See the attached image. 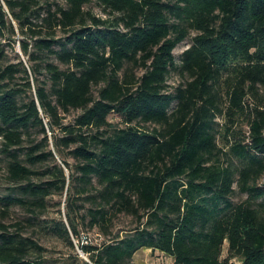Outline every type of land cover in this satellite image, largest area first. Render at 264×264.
<instances>
[{"label":"trees","instance_id":"1","mask_svg":"<svg viewBox=\"0 0 264 264\" xmlns=\"http://www.w3.org/2000/svg\"><path fill=\"white\" fill-rule=\"evenodd\" d=\"M63 1L0 0V35L13 37L17 28L30 37L20 49L33 62L0 66L1 151L20 190L0 201L35 213L49 196L66 193V222L54 223L53 232L73 248L76 239L87 257L76 253L59 264H135L142 248L160 250L176 264H223L225 241L230 257L264 264V95L247 105L264 88V0ZM93 1L106 18L85 9ZM191 30L196 34L177 64L173 51ZM51 55L58 63L48 61ZM130 66L143 74L136 78ZM172 71L189 79L170 91ZM72 109L81 114L65 124L61 113ZM111 113L121 126L109 120ZM242 115L247 133L238 127ZM35 127L43 138L22 159L17 148ZM66 150L76 170L62 157ZM48 160L56 162L48 179L31 181L32 167ZM234 184L245 200H230ZM83 201L91 207L80 214ZM120 213L138 225L100 245L81 239L78 215L105 232ZM22 227L0 222V264H46V248L17 231Z\"/></svg>","mask_w":264,"mask_h":264},{"label":"rangeland","instance_id":"2","mask_svg":"<svg viewBox=\"0 0 264 264\" xmlns=\"http://www.w3.org/2000/svg\"><path fill=\"white\" fill-rule=\"evenodd\" d=\"M59 5H64L63 0H54ZM86 10H90L97 16H101L103 18L107 17V14L103 10V7L98 3L93 1L85 7ZM16 35L11 37L10 33L6 32L3 35H0V42L3 48V57L0 58V66H5L10 63H17L19 61H23L25 65L33 64V62L28 61V56H24L20 49V40L26 39L31 42V38L27 36L20 35L18 29L16 28ZM61 33L59 32L58 35ZM196 34L195 31L191 30L186 38L180 42L176 48L174 49V57L177 64L181 63L182 53L186 50L192 43V38ZM57 48V46H56ZM30 50L33 51V47L30 46ZM48 61H52L54 63H58V60L54 55H51L47 58ZM28 61V62H27ZM62 69H65L66 66L61 65ZM129 72L133 73L136 78L140 77L144 70L140 67H129ZM39 78L42 81H46V88H49L50 81L48 80L46 74L44 72L39 74ZM226 78V74H224L220 86L223 88V92L226 90V82L224 79ZM189 79L188 76L181 74L179 71H172L168 77L167 83L169 84V90H173L180 84H183L185 81ZM17 83L22 85L24 80L22 79V73L18 74ZM101 85L93 87V93L97 96L98 90ZM34 89V88H33ZM30 92L23 93L22 97L24 101L29 99ZM264 95V88H260L258 97H251L247 99V105L252 106V104H259V97ZM174 106V103L172 107ZM248 109V108H247ZM81 114L80 109H72L68 113H61L64 116L65 124H73L78 115ZM109 120L113 123H117V125L121 126V121L119 115L116 113H111L109 115ZM217 121L219 122V126L217 127L218 136L217 140L220 145L224 142L223 137V128L222 123L224 122V118L218 117ZM238 127L242 132H248V123L246 116H239L238 118ZM148 129H152L157 127L155 124H147ZM57 135H62L61 131L57 128L55 130ZM43 134L40 133L39 128L35 127L31 130V137L24 136V143L22 146L17 148L19 156L23 159L25 157V153L27 148L32 144V141L38 143L42 140ZM49 149L55 151L53 146V138L51 133H49ZM72 146L70 149H72ZM1 143H0V198L13 194L20 195V190L16 183H13L8 178L7 173V162L8 157L1 151ZM69 149V150H70ZM57 163L61 164V158L56 153ZM62 157L66 158L70 163L73 170L77 165V160L69 153L68 150L62 154ZM56 162L52 160H48L44 164H39L33 166L32 169L34 173L32 174L30 180L33 182H43L48 179L47 170L52 168ZM233 164L235 166H240L242 161L233 158ZM66 174H69L68 170H65ZM235 192L231 195L230 200L233 203H238L247 198L246 193H241L238 191L236 184H234ZM259 199L257 202H260ZM84 208L81 207L80 214H85V209L91 207V202L83 201ZM78 204H82V201H78ZM65 205H66V193L53 194L46 199L45 208L38 209L35 213L28 211L27 209L19 206V205H10L8 208L4 206V204L0 201V222L5 224H13L15 222H22L23 227L20 231L23 236L33 237L38 240V242L46 248L44 252V256H46L48 262L46 264H59L61 261L66 258L68 255H74L78 253L81 257L86 258L87 256L81 252L79 247L76 245L77 240L72 238L75 244L73 248L68 241L62 236L55 232H53V224L57 221L63 219L66 222L65 218ZM3 210H5V214H3ZM78 220L80 222V232L81 239L84 241H90L94 244L100 245L103 242H110L116 236L123 237L125 232L128 229H132L138 225V221L136 218L131 215H127L125 213H120L114 217H112L109 222L108 229L105 232H101L97 227L90 228L88 221L89 217H86L84 221L81 220L80 215H78ZM37 252H32V257H37ZM223 264H242V261L237 257H230L228 251V242L225 241L222 247V253L220 257ZM133 262L135 264H176L174 262V258L160 250H152L151 248H142L138 250L133 256Z\"/></svg>","mask_w":264,"mask_h":264}]
</instances>
